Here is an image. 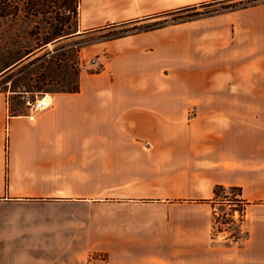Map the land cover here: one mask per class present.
Here are the masks:
<instances>
[{"label":"crops","instance_id":"crops-1","mask_svg":"<svg viewBox=\"0 0 264 264\" xmlns=\"http://www.w3.org/2000/svg\"><path fill=\"white\" fill-rule=\"evenodd\" d=\"M208 1L74 0V37ZM12 16L0 7V32ZM229 45L236 94L181 95V72L217 86ZM85 50L100 71L45 110H11L0 91V264H264V3ZM179 176L197 189L126 188ZM217 185L246 203L232 245L213 238Z\"/></svg>","mask_w":264,"mask_h":264},{"label":"rangeland","instance_id":"rangeland-1","mask_svg":"<svg viewBox=\"0 0 264 264\" xmlns=\"http://www.w3.org/2000/svg\"><path fill=\"white\" fill-rule=\"evenodd\" d=\"M236 1L239 4L246 3L249 0ZM0 7L3 8L6 14H13L12 18H10V24L0 32V69L22 58L29 51L34 50L35 52L34 55L17 66L9 75L0 78V90L9 93V106L11 110L16 111L28 108L23 100L25 94H29L33 99L45 97L47 94L52 96L55 93H60L55 91L73 88L80 82L81 75L99 72V69H94L92 66L93 63L97 62V56L85 50L93 42L103 40V37L110 34H118L123 28H130L134 25H147L157 20H171V17L159 16L137 23H128L124 26L107 27L77 38L74 37V32L77 30V14L68 10V7H72L73 10L74 0H0ZM50 12L51 14L48 15ZM17 23L19 25H16ZM59 33L62 36L56 39V42L50 43L46 49L40 50L38 48L47 39L59 37ZM55 49L58 50L55 51ZM48 51H51V53L42 57ZM222 51L216 58L218 62H214L219 63V66L227 67L228 72L213 75L218 80L217 86H203V79L205 77L203 71H196L194 73L181 72L179 83L181 95L203 98L211 96L229 97L236 94L233 49L229 45ZM36 58L38 60L31 62ZM93 59H96V62H93ZM186 73L190 75L191 79L187 81H190L191 86L182 77V74ZM40 74L46 75V81L43 83L45 91H35L36 80ZM165 74L169 75L165 76V79H170L172 77L170 74H173V72L165 71ZM10 77L13 78L12 80H21L22 83L28 85L27 88L22 86L20 89L22 90L21 93H13ZM38 85L40 84L38 83ZM46 100L50 102L51 98H46ZM195 111L197 109L191 112ZM126 188L131 192L137 193L156 191L193 193L197 189V184L190 181L187 177L179 176L172 180L154 179L147 182L132 183L126 185ZM230 188L226 187L225 190H220L219 196H214L212 199L214 202L212 220L213 232L215 233L213 238L227 240V243L232 245L238 239L245 238L247 234L242 235L240 233L242 229L240 223L237 225L235 223H228L226 214L235 213V209L243 208L246 203L242 204L238 200L242 199L241 196L237 195L239 192ZM215 212H218L220 216H217ZM101 258L104 259V256L101 255ZM228 264L232 263L229 261Z\"/></svg>","mask_w":264,"mask_h":264},{"label":"trees","instance_id":"trees-1","mask_svg":"<svg viewBox=\"0 0 264 264\" xmlns=\"http://www.w3.org/2000/svg\"><path fill=\"white\" fill-rule=\"evenodd\" d=\"M260 3H264V0H249L246 3H239V4H238V2L236 0H211V1H208V2H202V3H199V4H195V5L180 7V8L173 9L171 11L164 12V13H161V14H158V15H154V16L147 17V18H144V19L132 21L131 23H137V22L142 21V20H149V19L156 18V17H159V16H168V17H171V20H168V19L157 20V21L152 22L151 24L134 25L133 27L126 28V29L121 27L123 29H122V31L120 33H118V34H110L108 36H105V37H103L104 38L103 40L120 38V37H123V36H127L129 34H135V33H140V32H145V31H151V30H155V29H159V28L165 27V26H167V25H169L171 23H173V24L184 23V22L196 20V19H199V18H202V17H205V16H211V15H215V14H218V13L226 12V11H229V10H236L238 8L253 6V5L260 4ZM68 10L77 13V8L76 7H74L73 10H72V7H68ZM127 24L128 23L122 24V26L127 25ZM74 33H76V31ZM61 36H62V34L59 33V37H61ZM56 39H58V37L57 38L47 39L46 41H44V44L39 46L38 48L41 50L44 46L46 47L48 44H50L52 42H56L55 41ZM57 50L58 49H55V51H57ZM50 53H51V51H48V52L44 53V55H42V57H45V56L49 55ZM34 54H35L34 50L29 51V52H27V54L25 56L20 58L19 61H16L13 64L11 63V64L7 65L6 67L9 68L8 70L16 68L17 66H19L21 63H23L25 60L29 59ZM36 60H38V59L37 58L33 59L31 62H35ZM10 79L12 80L13 78L10 77ZM36 81H37V85L35 86V88H36L35 91H45L43 83L46 81V75H44V74L38 75V79ZM38 83L40 85H38ZM22 86L24 88H27L28 85H26L25 83H22L21 80H12L11 88H13L12 89L13 93H21L22 90H20V89L22 88ZM79 90H80V85H79V82H78L73 88H70L68 90L55 91V92L75 93V92H79ZM31 91L33 92V90H31ZM3 92H5V91H3ZM225 189H226L225 186L217 185L214 188L215 196H219L220 190H225ZM230 189L237 190L239 192V194H237V195L240 196L241 188H239V187H231ZM238 200L240 201L242 199H238Z\"/></svg>","mask_w":264,"mask_h":264},{"label":"built area","instance_id":"built-area-1","mask_svg":"<svg viewBox=\"0 0 264 264\" xmlns=\"http://www.w3.org/2000/svg\"><path fill=\"white\" fill-rule=\"evenodd\" d=\"M93 62H96V59H93ZM46 98H47V96L42 97V98L33 99L29 94H25L23 96V100L31 112H37V111L45 110L48 107H50L51 102L47 101ZM240 202L242 204L245 203L243 200H240ZM230 203H233V202H230ZM244 206L241 209H235V213H227L226 214L227 222L228 223H235L236 225L238 223H240L243 226L244 222L246 221V217H247L246 205H244ZM215 214L217 216H220L218 212H215ZM219 232H221V231L219 230ZM240 233L242 235L247 234L242 229H241ZM214 234L215 233L213 232V235Z\"/></svg>","mask_w":264,"mask_h":264},{"label":"bare ground","instance_id":"bare-ground-1","mask_svg":"<svg viewBox=\"0 0 264 264\" xmlns=\"http://www.w3.org/2000/svg\"><path fill=\"white\" fill-rule=\"evenodd\" d=\"M51 96L49 94H47V98H50Z\"/></svg>","mask_w":264,"mask_h":264}]
</instances>
